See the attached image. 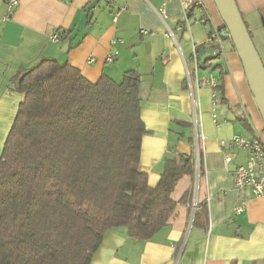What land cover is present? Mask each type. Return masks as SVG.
<instances>
[{
  "label": "crops",
  "instance_id": "1",
  "mask_svg": "<svg viewBox=\"0 0 264 264\" xmlns=\"http://www.w3.org/2000/svg\"><path fill=\"white\" fill-rule=\"evenodd\" d=\"M202 2L212 24L198 23L201 13L193 10L190 30L181 0H22L11 19H0V160L24 101L16 78L44 59L68 64L93 84L102 77L120 84L128 71L141 75L148 134L140 170L152 189L166 160L195 153L190 139L196 143L198 118L204 171L195 180L186 175L179 181L171 196L177 206L166 226L151 241L129 238L125 228L111 230L91 264H264V198L234 188L233 172L246 165L247 153L230 143L255 131L264 139V124L232 41L221 37L220 50L210 38L214 29L226 30L215 4ZM236 3L264 63V0ZM1 7L0 0V15ZM56 33L62 39L54 42ZM109 56L116 60L107 63ZM213 79L220 88L215 104L212 88L200 85ZM228 154L234 160L226 165Z\"/></svg>",
  "mask_w": 264,
  "mask_h": 264
},
{
  "label": "trees",
  "instance_id": "2",
  "mask_svg": "<svg viewBox=\"0 0 264 264\" xmlns=\"http://www.w3.org/2000/svg\"><path fill=\"white\" fill-rule=\"evenodd\" d=\"M15 83L24 101L0 160V264H91L116 228L153 240L176 209L171 196L179 181L195 180L198 170L195 153L176 154L157 187L149 186L140 170L148 134L141 75L128 71L120 84L108 77L93 84L68 64L44 59ZM239 123L250 129L245 118ZM199 152L201 176V138ZM199 216L198 206L195 221Z\"/></svg>",
  "mask_w": 264,
  "mask_h": 264
},
{
  "label": "built area",
  "instance_id": "3",
  "mask_svg": "<svg viewBox=\"0 0 264 264\" xmlns=\"http://www.w3.org/2000/svg\"><path fill=\"white\" fill-rule=\"evenodd\" d=\"M22 0H1V21H7L12 18L16 9L20 6ZM181 6L185 14L189 13L190 10H197L201 13V16L197 20L198 23L202 25L212 24V19L206 13V8L202 0H181ZM191 20L186 15L185 26L188 30L191 29ZM219 30L212 32L210 38L216 40L220 45V50H222V38ZM52 40L57 42L59 40V35L56 33L52 36ZM221 53V52H220ZM116 60L115 56H109L107 58V63H113ZM199 70V64L197 59L194 58V71L197 73ZM188 82L192 86V78L188 74ZM203 87H211L213 90L212 102L215 104L218 101V82L217 80H203L200 82ZM200 125L198 123V118L194 117V130L196 134V151H195V162L197 166V173L199 172L200 165V152H199V133ZM231 145L239 151H244L247 153L246 165L237 166L233 172L234 188L237 191H251L256 197L264 198V139L262 134L255 131L253 136H235L231 141ZM234 160V156L228 154L226 156V165L231 164ZM243 208L239 207L238 212L242 211Z\"/></svg>",
  "mask_w": 264,
  "mask_h": 264
},
{
  "label": "water",
  "instance_id": "4",
  "mask_svg": "<svg viewBox=\"0 0 264 264\" xmlns=\"http://www.w3.org/2000/svg\"><path fill=\"white\" fill-rule=\"evenodd\" d=\"M226 30L223 39H230L242 62L251 94L264 123V63L245 24L236 0H213ZM199 178V172L197 174Z\"/></svg>",
  "mask_w": 264,
  "mask_h": 264
},
{
  "label": "rangeland",
  "instance_id": "5",
  "mask_svg": "<svg viewBox=\"0 0 264 264\" xmlns=\"http://www.w3.org/2000/svg\"><path fill=\"white\" fill-rule=\"evenodd\" d=\"M213 1V0H212ZM213 3H214V1H213ZM217 10V9H216ZM224 23V22H223ZM191 25L193 26V25H195V23H194V21L193 20H191ZM228 42V40H226V39H224V43H227ZM225 48L227 49L228 48V44H226L225 45ZM247 116H249V118H250V115H249V113H247ZM251 119V118H250ZM262 119V118H261ZM262 122H263V120H262ZM264 124V123H263Z\"/></svg>",
  "mask_w": 264,
  "mask_h": 264
}]
</instances>
